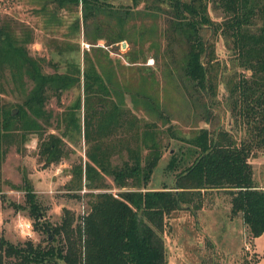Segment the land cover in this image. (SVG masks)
I'll list each match as a JSON object with an SVG mask.
<instances>
[{"label": "trees", "instance_id": "trees-1", "mask_svg": "<svg viewBox=\"0 0 264 264\" xmlns=\"http://www.w3.org/2000/svg\"><path fill=\"white\" fill-rule=\"evenodd\" d=\"M50 2L56 11L74 9L80 13L75 26L77 30L82 27L84 40L91 45L100 40L107 44L128 40L137 48L131 53L132 64L150 51L144 50L148 33L145 21L151 16L155 18L154 13L158 12L164 24L159 33L166 46L160 52L155 43L151 44L150 49L157 55L155 63L158 65L161 59L162 76L175 78L179 91L202 105L209 127L201 129L187 142L193 150L189 156L172 164L173 169H180L175 185L150 191L148 183L163 155L160 138L163 132L156 133L154 124L135 127L138 120L125 116L131 112L109 105L104 81L86 54L87 65L82 76L83 132L89 162L85 163L84 172L79 168L73 174L81 178L83 173L91 190L100 189L97 184L92 185L94 175H111L115 186L126 191L116 195L89 193L87 211L75 216L64 209L58 225L43 220L34 194L27 191L33 230L47 235L46 245H34L31 241L23 246L13 245L0 238V264H167L163 235L171 232L172 225L186 214L194 227L191 235L197 236L198 214L213 208L220 197L228 198L227 217L243 222L249 241L253 243L262 236L264 170L261 182H257L250 160L264 152V0H155L144 7L148 13L134 10L138 0H133V7L122 11L111 10L107 0ZM209 3L223 14L221 22L209 18ZM105 13V24H101L100 16ZM54 18L51 16L50 21L54 22ZM137 23L141 26L139 30ZM204 29L211 32L212 38L204 37ZM214 38L226 41L242 70L228 85L231 116L244 128V136L239 139L228 131L216 130L210 121L209 100L216 92L212 63ZM32 42L31 32L21 31L18 37L10 21L0 20V80L8 73L15 83L22 84L26 78L33 84L29 96L18 106L16 116L10 112L1 115L0 163L6 150L3 145L11 140L10 132L16 126L14 121L19 120L27 132L37 130V118L43 116L42 106L48 100V91L56 94L81 80L79 70L76 76L42 74L44 61L30 57L25 49ZM149 107L161 116L159 107ZM118 123L125 127L127 124V133L139 145L127 149L128 160L121 166L108 167L105 161L109 153L108 137L115 135L113 131ZM57 142L55 139L42 144V152L50 162L60 156ZM205 245L214 255V245L208 238ZM256 258H253L255 263ZM247 259L240 264H253ZM201 264H207L205 259H201Z\"/></svg>", "mask_w": 264, "mask_h": 264}, {"label": "rangeland", "instance_id": "rangeland-1", "mask_svg": "<svg viewBox=\"0 0 264 264\" xmlns=\"http://www.w3.org/2000/svg\"><path fill=\"white\" fill-rule=\"evenodd\" d=\"M50 1L0 0V20L10 21L18 37L21 31L31 32L33 42L26 44L25 49L30 57L44 61L41 66L42 74L66 73L76 76L79 70L81 78L79 84L74 83L56 94L48 91V100L42 106L43 116L37 118V130L27 132L21 128L19 120L14 121L16 126L10 132L11 140L3 142V148L6 150L0 163V238L20 246L27 241L45 246L47 240L45 233L33 230L34 218L29 214L25 195L27 191L34 194V199L41 207L43 220L50 225L60 224L64 209L75 216L84 214L88 208L89 193L108 192L116 195L126 191L115 186L111 175H94L92 185L97 184L100 189L91 190L86 186L87 181L84 180L83 173L81 178L73 174V171L79 168L84 172L85 163L89 162L86 156L88 146L83 132L85 93L82 76L87 65L84 60L86 54L104 81L109 105H115L127 113L131 112L129 116H125L138 120L135 127L154 124L156 133L163 132V136L160 135L163 155L152 173L147 186L149 190L172 188L175 185L180 169H173L172 164L176 159L187 158L193 151L187 142L201 129L209 127L202 105L180 92L175 78L162 76L161 59L158 65L155 63L157 55L154 49H150L151 44L155 43L160 52H163L166 46L159 33L164 24L158 12L154 13L155 18L151 16L150 20L145 21L148 33L144 39L147 40L144 50L150 51L140 57L137 63L132 64L131 53L137 48L128 40L121 41L127 45L126 51L123 52L118 47L120 42L107 44L106 41L100 40L91 45L84 40L82 27L77 30L75 26L77 18L80 19V13H75L74 9L56 11ZM107 1L111 10L122 11L133 7V0ZM138 1V7L134 10L148 13L144 7L155 0ZM106 13L100 16L103 21L101 24H105ZM51 16L55 17L54 22L50 21ZM208 16L216 23L221 22L223 18V14L211 3L208 6ZM102 26L105 29V26ZM140 27V23H137L136 29L139 30ZM202 34L206 38L208 36L207 39L212 38L211 32ZM212 44L216 92L209 100L210 121L216 130L228 131L239 139L244 136V128L238 126V122L231 116L228 85L242 70L238 68L233 52L225 40L214 38ZM23 81L22 84L13 82L8 73L0 80V118L5 112H10L12 116L18 114V106L33 88L29 79L24 78ZM154 105L159 107L160 117L150 110L149 106ZM120 124L118 123L113 131L115 135L110 134L108 137L109 153L105 159L108 167L121 166L128 160L127 149L139 145L137 140L127 133V124L126 127L125 124ZM55 139L58 141L60 156L50 162L42 152V144ZM142 155L143 153L141 157ZM250 163L255 180L261 182L264 152L251 159ZM215 203L213 208H207L205 213L198 214L197 218L200 215L202 220L198 224L200 234L197 236L191 235L194 227L192 219L186 214L177 224L172 225L171 232L163 235L167 264H201V259H205L207 264H240L247 258L253 264L264 261V253H254V245L246 235L244 236L242 229L232 227L229 223L226 227L223 226L222 216L224 217L228 207V198L220 197ZM27 222L31 224V229L22 232L19 225ZM205 238L214 245V255L205 245ZM260 244L264 250V243ZM254 256L259 257L256 258L257 263L253 259Z\"/></svg>", "mask_w": 264, "mask_h": 264}, {"label": "crops", "instance_id": "crops-1", "mask_svg": "<svg viewBox=\"0 0 264 264\" xmlns=\"http://www.w3.org/2000/svg\"><path fill=\"white\" fill-rule=\"evenodd\" d=\"M164 188V187H162ZM162 188L160 189H155V190H150V191H158V190H161ZM227 212L228 210L225 209V214H224V217L222 216V223H223V226L226 227V224L229 223L230 225H232V227H239V229H242V233H244V236L246 235V228L243 224V222L239 219V220H230L228 217H227ZM200 213H205L204 211L200 212ZM199 213V214H200ZM206 217V216H205ZM221 218V217H220ZM199 221L202 220V217L199 215ZM206 219V218H204ZM231 227V226H230ZM264 243V234L262 236H260L259 238H256L253 240V245H254V253L255 254H263L264 253V250L263 248L261 247V244L260 243ZM259 259V257H257ZM259 264H264V261L262 260V262L260 261Z\"/></svg>", "mask_w": 264, "mask_h": 264}, {"label": "built area", "instance_id": "built-area-1", "mask_svg": "<svg viewBox=\"0 0 264 264\" xmlns=\"http://www.w3.org/2000/svg\"><path fill=\"white\" fill-rule=\"evenodd\" d=\"M118 47H119V50L123 52V51H126L127 45L124 42H120L118 44ZM86 48H88V45H86ZM0 222H1V217H0ZM19 228L22 229V232H25V231L28 232L31 229V224L29 222L22 223L19 225Z\"/></svg>", "mask_w": 264, "mask_h": 264}, {"label": "water", "instance_id": "water-1", "mask_svg": "<svg viewBox=\"0 0 264 264\" xmlns=\"http://www.w3.org/2000/svg\"><path fill=\"white\" fill-rule=\"evenodd\" d=\"M14 112H15V111H14ZM14 112H13V113H14Z\"/></svg>", "mask_w": 264, "mask_h": 264}]
</instances>
